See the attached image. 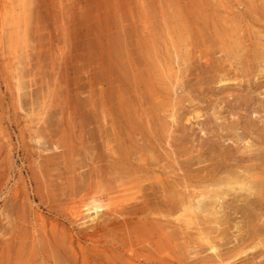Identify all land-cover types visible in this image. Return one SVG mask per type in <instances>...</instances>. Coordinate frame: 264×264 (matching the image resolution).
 <instances>
[{"label": "rangeland", "instance_id": "rangeland-1", "mask_svg": "<svg viewBox=\"0 0 264 264\" xmlns=\"http://www.w3.org/2000/svg\"><path fill=\"white\" fill-rule=\"evenodd\" d=\"M25 1L17 66L0 0V264H200L196 236L175 226L179 196L158 181L196 188L264 168V0ZM174 49L180 114L167 133L169 84L157 65ZM121 188L134 196L120 198ZM98 195L109 209L89 222L84 204ZM263 203L248 208L264 216ZM242 204L223 227L242 220ZM236 230L226 229L221 249L251 243ZM260 248L232 264H264V254L249 260Z\"/></svg>", "mask_w": 264, "mask_h": 264}, {"label": "bare ground", "instance_id": "bare-ground-1", "mask_svg": "<svg viewBox=\"0 0 264 264\" xmlns=\"http://www.w3.org/2000/svg\"><path fill=\"white\" fill-rule=\"evenodd\" d=\"M25 4H26L25 0H8V4H6L3 7L4 8V10H3L4 11L3 12V20L6 19L5 21H9V25L11 26L10 27V32H8L9 41L7 40L10 43V48H11V51H12L11 52V55H12L11 58L15 61V65H17V66L19 65V60L18 59H19V56L21 54V53L19 54V51L17 50V48L19 46V41H20L19 40L20 39L19 38V36H20L19 23H20L21 15L25 16V15H23V14H25L24 13ZM260 15H261L260 16L261 18L264 17V10L263 9H262V14H260ZM1 22H2V18H1ZM4 23H7V22H4ZM22 24H24V23H22ZM6 26H7V24H6ZM6 28H8V27H6ZM21 28H23V27H21ZM20 31H21V29H20ZM2 32H3V30H2ZM172 45H174V43H172ZM7 47H8V44H7ZM170 49H172V48H170ZM26 52H25V54H26ZM6 54H8V53H6ZM173 55H174V60L172 59L171 63H168V62L167 63H163V62L161 63V62H159L158 65H157V71L159 70V72H161L163 75H165V78L167 79V83L169 84V91H170V96H169L170 103H169V106H170V110L168 112H166L167 113L165 115L166 121H165V125H164L167 133L174 132L173 130L179 124V114H180L179 109L177 108L179 106H177V104L180 103V100H179L180 96L178 94V90H181V73H180V62L181 61L179 62V60H178L179 59V53L177 52V50L173 51ZM28 56H27V58H28ZM5 57H7V56L5 55ZM229 79L225 78V79L220 80V82H229ZM14 82H15L14 84H15V87H16V91L19 93V91L22 89L19 75H18V77L17 76L15 77V81ZM182 88H183V86H182ZM180 93H181V91H180ZM47 104H48L47 102H43V104L41 105V108H40L39 113H38V124L41 121L42 122L45 121V120H43V118H44V116H46L45 114H46ZM164 108H166V107H164ZM166 109L168 110L169 107L166 108ZM32 127L34 128V126H32ZM30 134H31V132H30ZM169 137H170V135H169ZM170 142H172L171 139H170ZM166 144H167V142H166ZM35 145L38 146L37 144H35ZM167 146H168V144H167ZM170 146H172V145H170ZM35 148L37 149V148H39V146L35 147ZM252 148H253V144L251 142H249V141L245 142L244 149L246 151H250V150H252ZM39 152H41V151H39ZM39 156H40V154H39ZM169 157H171V156H169ZM174 160H175V158H174ZM175 162H177V161L175 160ZM242 163H243V161H242ZM243 167L244 168L240 167V170H232V171H230L228 174H226L225 178L221 177V179H219V180H217L215 182H211V183L205 185L204 187L202 185V187L200 186V187H196V188H192L193 186H191L192 184H188L189 182L187 184H185V183H183L181 185L177 184L174 181L178 182L179 179H177L178 180L177 181V180H175V178H174V181H172L173 183L171 182L172 183V187L168 188V187L165 186L164 182L159 179V176H157V178L159 179L158 182L161 183V185H162V187L164 189V192L168 193L169 191L171 192V190H173V193H170V196L171 195L173 197H178L179 196L180 203H179V205L176 204V206H178V207L176 208L175 212H172L174 214V221L176 222L175 226L178 227L179 229H181L180 230L181 232H179V233L182 236L184 234H186V233L193 234L194 236H196V238L198 240V245L197 246L198 247L202 246L203 248H201V250H195V249H197V247H193L192 250H190V251L195 250V252H192V254H194L195 257L202 254V257L201 256L197 257V260L199 261L200 264H232L236 260V258L246 254L248 250H253V249L257 248V247L258 248L261 247L260 249H258L257 255L256 256H250L249 260L253 262V260H255L256 258H259L260 256H262L264 254V239L259 237V232H261L262 228L259 227V224L257 225V221H256V219H259L258 221L264 219V216L263 215L256 216V215H254L251 212L252 210L250 211L249 210L250 208H248V207H251L252 204L254 205L255 202L264 201L263 200V198H264V168L257 167V166L256 167L255 166H252V167L243 166ZM173 169H175V168H173ZM176 170L177 171H182L183 169L178 168ZM168 175L169 174H167V176ZM171 175H172V173H171ZM181 175H183V174H181ZM181 175H178V176L180 178H182L183 176L181 177ZM142 181L145 182L146 180L143 179ZM185 181H186V179H185ZM178 183H180V182H178ZM181 183H182V181H181ZM194 185H196V184H194ZM136 186H138V185H136ZM158 187H160V186H158ZM178 187H180L182 191H179L178 189H176ZM130 189H131V187H129V190ZM145 191H143V192H145ZM119 192L122 194L120 196V198L121 197H126V199H127V197L128 198H132V196H134V195H131L130 192H128V188H121L119 190ZM168 195H169V193L166 196L168 197ZM104 196H105V199L103 200ZM142 196H140V197L142 198ZM163 196L164 195H162V198L166 199V197L165 196L163 197ZM133 198H134V200H135V198L138 199V197H133ZM97 199H99L102 202V204H98L97 203ZM143 199H142V201H143ZM128 200L126 201V203L128 202ZM140 201L141 200H139L138 203L142 202V201L141 202ZM145 201L147 202V199ZM168 201H170V199H168ZM175 201H176V198H175ZM110 202H111L110 197H108L106 195H103V196L102 195L101 196L98 195V196L90 197L88 202L86 204H84L85 214L83 216V219H87L89 222H94L96 220L97 216H94L92 219H90L91 212H94L96 215H98L99 214L98 209L101 208V207L103 208L106 205L109 206ZM133 202L131 201V204H133ZM242 202H243V204H242L243 206H245L244 204H246V206H247V208L246 207L242 208L243 206L240 207V209L242 211V215H240L242 220H238L237 222H235L234 225L231 228L223 227V225H226L225 223H227L229 221L230 215H231V214L230 215L228 214L227 210H230L232 207L237 206V204L241 205ZM143 203H141V205H143ZM162 203H163V201H162ZM117 204H118V202H117ZM233 204H234V206H233ZM258 204H260V203H258ZM128 205H126V208H127ZM136 205H138V204H136ZM164 205H166V203H164L162 206H164ZM173 205H170V206L173 207ZM263 205H264V203H263ZM107 206H106V208L109 209V207H107ZM134 206H135V204H134ZM111 207H113V206H111ZM172 207L171 208L169 207V209H166L165 206H164V208L167 211L172 210ZM128 208H130V205H129ZM113 211H115V210H113ZM113 211H112V213H113ZM119 211H118V213H121ZM127 211H128V209H127ZM116 212H117V210H116ZM123 212L124 211H122V213ZM164 212H166V211L164 210ZM233 212L237 214L236 211H233ZM112 213H110V214H112ZM160 214L162 216V213H160ZM125 215H127V213ZM117 216H118V214H117ZM119 216H120V214H119ZM243 220H245V221H243ZM167 221H165V222H167ZM170 221H172V220H169V222ZM41 225H43V224H41ZM43 226H41V228H43V230H46V229H44ZM217 226H220V228L216 229ZM227 227H228V225H227ZM233 227L234 228L236 227V229H237L236 231H238L237 235H239V236L241 235V238H246L247 242L249 241L247 238L250 237L251 238V243L249 245H247V246L239 245L243 241L242 240L241 242L239 241L240 243L238 242L239 244L237 243V246H235L234 248L229 249V250L227 249L228 251H225L224 249H221L222 246L224 245V243H221V241L223 240L222 237L224 236V233L227 232L226 229L230 230ZM45 228H46V226H45ZM262 232L264 233V230ZM214 233H217V235H215ZM234 233L232 232L233 236H234ZM184 236H186V235H184ZM92 237H94V236H92ZM228 237H231V236H228ZM99 239H101V238H99ZM216 239H219V242H217ZM96 242H98V241H96ZM100 242H102V241L100 240ZM187 244H189V243H187ZM190 244H192V243H190ZM193 244H195V243H193ZM184 246L185 245H183V247ZM191 246H189V247L191 248ZM187 252H189V251H187ZM206 252H208V255H205ZM203 253H204L205 256H203ZM253 254H255V253H253ZM247 256H249V254ZM246 259H248V258H246ZM249 260L248 261L246 260L245 263L246 262L248 263ZM253 264H256V263L253 262Z\"/></svg>", "mask_w": 264, "mask_h": 264}]
</instances>
